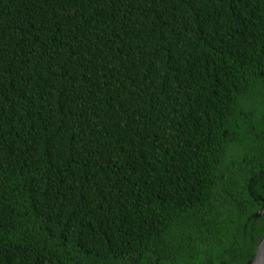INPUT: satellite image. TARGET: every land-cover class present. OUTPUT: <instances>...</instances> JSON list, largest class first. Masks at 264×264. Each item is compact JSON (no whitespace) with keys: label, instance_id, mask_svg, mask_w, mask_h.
<instances>
[{"label":"trees","instance_id":"1","mask_svg":"<svg viewBox=\"0 0 264 264\" xmlns=\"http://www.w3.org/2000/svg\"><path fill=\"white\" fill-rule=\"evenodd\" d=\"M263 239L264 0H0V264Z\"/></svg>","mask_w":264,"mask_h":264},{"label":"water","instance_id":"2","mask_svg":"<svg viewBox=\"0 0 264 264\" xmlns=\"http://www.w3.org/2000/svg\"><path fill=\"white\" fill-rule=\"evenodd\" d=\"M251 264H264V239L260 242L257 255Z\"/></svg>","mask_w":264,"mask_h":264}]
</instances>
